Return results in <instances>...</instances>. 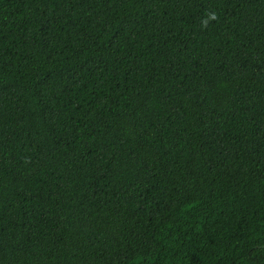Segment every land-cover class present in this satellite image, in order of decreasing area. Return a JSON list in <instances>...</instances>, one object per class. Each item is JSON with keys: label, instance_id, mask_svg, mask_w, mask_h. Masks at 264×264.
<instances>
[{"label": "trees", "instance_id": "obj_1", "mask_svg": "<svg viewBox=\"0 0 264 264\" xmlns=\"http://www.w3.org/2000/svg\"><path fill=\"white\" fill-rule=\"evenodd\" d=\"M0 264H264V0H0Z\"/></svg>", "mask_w": 264, "mask_h": 264}]
</instances>
